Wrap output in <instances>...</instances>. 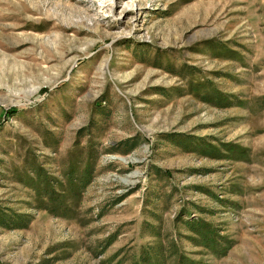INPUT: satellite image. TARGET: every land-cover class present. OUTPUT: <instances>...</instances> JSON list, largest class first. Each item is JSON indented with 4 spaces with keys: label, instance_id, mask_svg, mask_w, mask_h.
Wrapping results in <instances>:
<instances>
[{
    "label": "rangeland",
    "instance_id": "rangeland-1",
    "mask_svg": "<svg viewBox=\"0 0 264 264\" xmlns=\"http://www.w3.org/2000/svg\"><path fill=\"white\" fill-rule=\"evenodd\" d=\"M10 107L0 264H264V0H0Z\"/></svg>",
    "mask_w": 264,
    "mask_h": 264
},
{
    "label": "trees",
    "instance_id": "trees-1",
    "mask_svg": "<svg viewBox=\"0 0 264 264\" xmlns=\"http://www.w3.org/2000/svg\"><path fill=\"white\" fill-rule=\"evenodd\" d=\"M47 92H48V88H44L41 90L42 94H45ZM17 111H18V109L16 107H10V108L6 109V117H0V122H2L5 118L8 119L10 117H13L17 113ZM130 141L133 142L131 144L132 145L131 148H134L135 146H137V144L139 142L136 139V137L131 138ZM93 169H94V165L92 163H89L88 165H86L85 170H84V174L78 179V185L85 187L89 184V182L91 181L90 178L92 176ZM48 179H49V183L51 184L52 182H51L50 178H48ZM45 197H48V192H45ZM58 199H60L59 194H57V200ZM61 203L59 204V206H61ZM6 213L7 212H1V210H0V217H2V218H0V224H2L3 226H9V227H14V228H26L30 224L31 219H29V215L24 214V213H15L13 220L16 221V223L11 224L10 223L11 219L7 218ZM23 221H26V222H24L25 224H22ZM190 225H191V229L193 230V232H195L199 236H201L204 241H210V235H211L209 232L210 230H206V231L199 230V229H201V227H200V224L197 225V223H190ZM154 256H155V258H154ZM141 260L143 261V263H149V264H165L166 263V261L164 259H162L161 254L155 250H152L148 254V256H145V254H144L142 256ZM184 261H185V259L180 258V264H187Z\"/></svg>",
    "mask_w": 264,
    "mask_h": 264
}]
</instances>
